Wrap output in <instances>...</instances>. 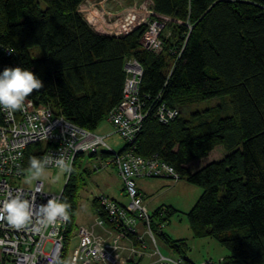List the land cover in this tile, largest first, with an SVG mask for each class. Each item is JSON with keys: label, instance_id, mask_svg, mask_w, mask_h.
Masks as SVG:
<instances>
[{"label": "trees", "instance_id": "obj_1", "mask_svg": "<svg viewBox=\"0 0 264 264\" xmlns=\"http://www.w3.org/2000/svg\"><path fill=\"white\" fill-rule=\"evenodd\" d=\"M82 1L0 0V71L15 67V60L30 68L43 87L24 101L50 106L93 131L120 101L125 57L142 65L140 92H160L168 105L229 95L230 116L194 123L181 114L163 124L148 114L136 152L158 154L180 178L202 188L187 213L189 227L195 237H214L227 249L221 264H264V0H151L156 14L180 22L163 37L158 54L141 47L145 24L119 36L97 31L79 13ZM180 46L177 57L173 50ZM33 48L40 56H32ZM233 132L239 139L222 158L190 167ZM39 144L27 147L25 169L32 158L41 159ZM77 156L61 190L70 206L66 247L82 185L74 176ZM91 207L97 209L94 197Z\"/></svg>", "mask_w": 264, "mask_h": 264}, {"label": "built area", "instance_id": "obj_2", "mask_svg": "<svg viewBox=\"0 0 264 264\" xmlns=\"http://www.w3.org/2000/svg\"><path fill=\"white\" fill-rule=\"evenodd\" d=\"M162 21H154L145 31L140 39L143 49L156 54L163 51L160 34L167 20ZM137 25L139 22L133 27ZM128 31V28L123 32L114 31V35ZM181 50L182 47L173 53L178 57ZM5 52L16 57L14 51L5 49ZM14 66H19L17 60ZM123 71L120 101L105 118L111 126L110 133L83 128L56 114L50 106L36 107L24 101L21 109L14 112L0 108V203L8 198L9 192L16 194L17 191L25 198L34 199L37 207L46 204L51 196L61 199L62 191L47 189L42 179L36 178L32 183L22 179L29 145L43 143L40 160L63 158L70 169L77 155L88 153L93 159V170L100 171L109 166L116 169L127 201L122 203L104 194L94 196L97 209L93 210L90 224H80L73 229L69 243L74 244L66 264H221L224 256H219L217 261L207 258L191 263L181 255H165L158 248L137 179L160 177L177 181L180 174L156 153L138 154L136 144L148 114L167 124L181 115V109L168 105L160 92L156 95L140 92L143 68L137 58L125 57ZM112 134L124 139L120 150H114L106 141ZM45 168L58 167L49 164ZM36 184L42 185L43 194L34 195ZM41 219L38 214L34 215L21 229L0 220V264H58L64 256L68 220L58 219L55 224L44 226ZM139 220L145 225L143 236L137 233ZM145 236H149L155 247L150 252L145 250Z\"/></svg>", "mask_w": 264, "mask_h": 264}, {"label": "rangeland", "instance_id": "obj_3", "mask_svg": "<svg viewBox=\"0 0 264 264\" xmlns=\"http://www.w3.org/2000/svg\"><path fill=\"white\" fill-rule=\"evenodd\" d=\"M78 11L92 28L109 34H114V31L118 30L123 32L126 28L132 30L138 22L139 25L145 24L148 29L154 21L160 23L163 22L162 20H167L160 34L162 42L163 37L170 36L172 26L180 24L170 17L157 16L152 9L151 0H83L78 6ZM31 54L35 57L40 56L37 48H33ZM184 104L185 106H178L181 109V118L193 119L194 117V123L209 120L216 115L225 117L234 113L230 97L227 94L203 100H190ZM108 130L111 131V126L104 119L96 131L104 133ZM238 139L237 132L229 134L224 144L216 146L214 151H211L206 157L192 161L190 167L196 169L212 160L219 159L218 157L227 153ZM106 141L114 150H120L125 143L124 139L117 134L108 136ZM39 145V147L43 146L42 143ZM92 162L93 159L89 157L88 153L79 154L75 161V180L76 177H79L82 185L77 196L74 228L80 224L91 223L93 217L91 200L94 196L104 194L115 200L127 201L122 196L121 180L116 169L109 166L107 169L95 171L92 169ZM39 178L45 182L47 189L58 192L63 189L68 173L58 168H44ZM22 179L32 183L36 178H33L30 171L26 169ZM14 183L18 184V182ZM140 184L142 185V197H144L143 206L151 218L155 240L163 254L181 255L191 263H198L207 258L217 261L219 256L228 255L227 249L214 237H195L191 232L187 213L202 193L200 186L191 184L182 178L174 181L170 178L160 177H139L137 187H140ZM144 231L143 220H139L137 233L143 236ZM173 241H178V243L183 241L184 246H181V250H176L171 244ZM145 242L147 243L146 251L150 252L155 249L149 236H145ZM73 244L71 242L67 247L65 246L62 264H66Z\"/></svg>", "mask_w": 264, "mask_h": 264}, {"label": "clouds", "instance_id": "obj_4", "mask_svg": "<svg viewBox=\"0 0 264 264\" xmlns=\"http://www.w3.org/2000/svg\"><path fill=\"white\" fill-rule=\"evenodd\" d=\"M43 87L41 78L30 68L15 66L4 67L0 71V108L9 112L21 109L25 98ZM55 164L59 169L70 172V165L63 158L48 157L43 161L32 158L29 162V171L33 178H39L45 166ZM44 193L41 184H36L34 195ZM70 206L58 196H51L46 204L37 207L35 200L25 198L23 193L9 192L8 198L0 203V220H6L17 229L23 228L34 215L42 217L44 226L55 224L58 219H69L68 208Z\"/></svg>", "mask_w": 264, "mask_h": 264}, {"label": "crops", "instance_id": "obj_5", "mask_svg": "<svg viewBox=\"0 0 264 264\" xmlns=\"http://www.w3.org/2000/svg\"><path fill=\"white\" fill-rule=\"evenodd\" d=\"M110 132H111V131L108 130V131H105L104 133H110ZM214 149H215V148H214ZM214 149L211 150V151H214ZM211 151H210V152H211ZM210 152H209V153H210ZM224 154H225V153H223L222 155H220L218 158H219V159L222 158V157L224 156ZM137 181H138V179H137ZM139 186H140V187H138V190H139L140 194L142 195V189H141V188H142V185L140 184ZM122 196L125 197L123 194H122ZM125 200H127L126 197H125ZM143 200H144V197H143ZM117 201L122 202V203H125V202H126V201L124 202V201H121V200H117Z\"/></svg>", "mask_w": 264, "mask_h": 264}, {"label": "bare ground", "instance_id": "obj_6", "mask_svg": "<svg viewBox=\"0 0 264 264\" xmlns=\"http://www.w3.org/2000/svg\"><path fill=\"white\" fill-rule=\"evenodd\" d=\"M102 5V4H101Z\"/></svg>", "mask_w": 264, "mask_h": 264}]
</instances>
